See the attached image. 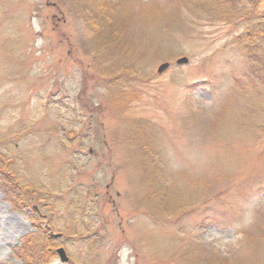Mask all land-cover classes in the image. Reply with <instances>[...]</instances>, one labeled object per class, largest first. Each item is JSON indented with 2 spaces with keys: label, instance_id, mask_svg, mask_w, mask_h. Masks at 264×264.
Returning <instances> with one entry per match:
<instances>
[{
  "label": "rangeland",
  "instance_id": "obj_1",
  "mask_svg": "<svg viewBox=\"0 0 264 264\" xmlns=\"http://www.w3.org/2000/svg\"><path fill=\"white\" fill-rule=\"evenodd\" d=\"M77 3L91 8L0 0V152L39 190L19 210L0 182V264L22 263L14 249L36 222L70 256L50 264H264V92L233 43L259 18L227 22L231 5L206 0H126L116 13L143 47L142 75L119 82L137 97L121 110ZM141 144L160 159L162 192Z\"/></svg>",
  "mask_w": 264,
  "mask_h": 264
},
{
  "label": "trees",
  "instance_id": "obj_2",
  "mask_svg": "<svg viewBox=\"0 0 264 264\" xmlns=\"http://www.w3.org/2000/svg\"><path fill=\"white\" fill-rule=\"evenodd\" d=\"M90 4V9L85 5L84 8L76 4L79 18L84 23L86 39L95 47L94 59L96 66L99 68V75L108 77L114 81H108L113 87L110 90L109 85L105 84L107 98L118 106L121 110L130 106V100L137 99L136 96L127 90L126 85L118 86L123 76L128 78L140 77L142 71L140 67L141 44H138L134 37H128L130 28L127 26L129 20L124 17L120 19V14L116 11L121 7V4L126 0H85ZM208 2L218 3L223 10L227 9L228 4L231 5V13L224 12V19L227 22L233 20L251 19L252 17L259 18V25L255 28L245 29L236 36L234 45L238 46L242 52L244 60L247 63L248 84L252 88L264 92V0H206ZM82 10L84 12H82ZM142 13L136 14V20L142 19ZM149 18H156L154 14H145ZM161 24L160 20H158ZM156 23V25H157ZM130 42L128 41V39ZM122 42L123 45L119 48L113 46ZM100 42L101 45L98 43ZM160 42V41H159ZM138 46H136L137 44ZM161 43V42H160ZM136 46V47H135ZM162 46V47H161ZM164 46L161 44L155 45L151 50L158 53ZM99 49V50H96ZM103 52L107 57L99 58L98 53ZM98 56V58H96ZM102 58V59H101ZM172 59V58H168ZM136 65V66H135ZM131 101V102H132ZM133 130H140L137 124H133ZM143 150V161L147 168H153L152 189L156 192L163 190L157 176H162L160 171L159 157L152 152V149L144 144L140 145ZM0 152V182L6 193L11 197L14 208L22 209L21 196H27V192L32 189L35 193H39L36 187L22 181L19 173L9 165V161ZM14 168V169H13ZM165 191V189H164ZM53 193V191H50ZM166 194V191H165ZM16 197H21L20 199ZM162 202L161 194L157 198ZM23 202V201H22ZM162 213V212H161ZM168 210L163 208L162 218H166ZM77 220V219H76ZM164 220V219H163ZM39 227V232L36 234H28L24 237L21 245H16L14 255L21 260V264H50L56 257V248L60 245L58 238L47 233V228L43 227L42 223L36 222ZM75 233V232H73Z\"/></svg>",
  "mask_w": 264,
  "mask_h": 264
},
{
  "label": "water",
  "instance_id": "obj_3",
  "mask_svg": "<svg viewBox=\"0 0 264 264\" xmlns=\"http://www.w3.org/2000/svg\"><path fill=\"white\" fill-rule=\"evenodd\" d=\"M188 62H189V57H187V56H181L176 60V64H186ZM170 65H171V63L168 61L161 63L158 66V72L159 73L164 72L166 70V68L168 69L170 67ZM58 235H60V234H58ZM56 252H58V254H59V256L63 262L69 260V256H68L64 247H59Z\"/></svg>",
  "mask_w": 264,
  "mask_h": 264
}]
</instances>
